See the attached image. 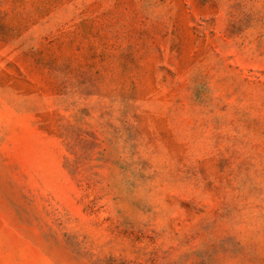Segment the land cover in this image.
Segmentation results:
<instances>
[{
  "label": "rangeland",
  "instance_id": "1",
  "mask_svg": "<svg viewBox=\"0 0 264 264\" xmlns=\"http://www.w3.org/2000/svg\"><path fill=\"white\" fill-rule=\"evenodd\" d=\"M0 264H264V0H0Z\"/></svg>",
  "mask_w": 264,
  "mask_h": 264
}]
</instances>
